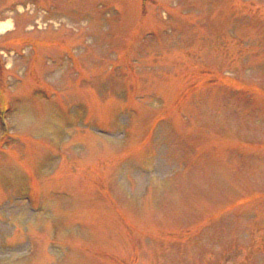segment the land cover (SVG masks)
<instances>
[{"label": "rangeland", "instance_id": "obj_1", "mask_svg": "<svg viewBox=\"0 0 264 264\" xmlns=\"http://www.w3.org/2000/svg\"><path fill=\"white\" fill-rule=\"evenodd\" d=\"M3 21L0 264H264V0Z\"/></svg>", "mask_w": 264, "mask_h": 264}, {"label": "bare ground", "instance_id": "obj_2", "mask_svg": "<svg viewBox=\"0 0 264 264\" xmlns=\"http://www.w3.org/2000/svg\"><path fill=\"white\" fill-rule=\"evenodd\" d=\"M9 23L0 22V31L8 26Z\"/></svg>", "mask_w": 264, "mask_h": 264}]
</instances>
